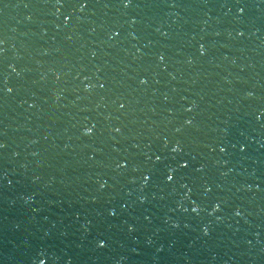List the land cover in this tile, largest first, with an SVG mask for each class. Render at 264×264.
I'll return each mask as SVG.
<instances>
[{"label":"water","instance_id":"obj_1","mask_svg":"<svg viewBox=\"0 0 264 264\" xmlns=\"http://www.w3.org/2000/svg\"><path fill=\"white\" fill-rule=\"evenodd\" d=\"M0 264H264V0H0Z\"/></svg>","mask_w":264,"mask_h":264},{"label":"clouds","instance_id":"obj_2","mask_svg":"<svg viewBox=\"0 0 264 264\" xmlns=\"http://www.w3.org/2000/svg\"><path fill=\"white\" fill-rule=\"evenodd\" d=\"M88 131L90 132V131H91V129H88Z\"/></svg>","mask_w":264,"mask_h":264}]
</instances>
